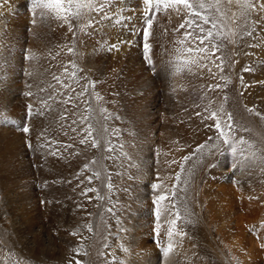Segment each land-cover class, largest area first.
Listing matches in <instances>:
<instances>
[{"label": "rangeland", "instance_id": "rangeland-1", "mask_svg": "<svg viewBox=\"0 0 264 264\" xmlns=\"http://www.w3.org/2000/svg\"><path fill=\"white\" fill-rule=\"evenodd\" d=\"M17 1L6 0L4 5H0V25L7 24L6 33L0 30V108L6 111V108L14 102L23 104L24 101H35L38 103L41 95L40 97L39 95L32 97L23 95L29 90L37 92L38 84H41V87L43 85L47 87L49 83L55 85L59 92L57 96L55 92L52 93L55 100H66L67 92L53 79V73L60 76L65 83L71 84L76 92L81 91L88 80H95L97 84L95 89L89 87L84 97H76L73 94L74 101L80 104L79 108L73 109L70 103L61 105L63 110L68 109L65 113L68 116L75 111L78 116L88 117L84 123L73 126L77 128V132L73 133L65 128L68 131V135L65 136L58 129L61 131L60 133L56 131L59 135L49 134V137H52L50 139L47 137V140L52 143L50 149L53 151L59 149L63 154L62 158L50 154L58 158V161L56 159L54 161L58 162L56 163L58 166L50 162L56 168L60 164V169H57L62 171V178L68 181L66 195L71 200L69 203H62L65 214L58 216V220H56L57 216L52 220L48 219L53 222L51 223L43 217L40 218L41 215H35V211L30 209L29 205L27 206L25 196L13 184L18 177L20 180L25 179V185L36 187L35 195H39L44 183L41 182V171L36 170V165L33 164L34 166L29 167V170L28 168L22 170V174L20 173L22 176L16 173L15 176L7 177L8 175H2L1 160L3 158L0 156V264H77V261L81 264H121V262L123 264H264V247H261L264 245V171H261L264 169V159H257L252 164L242 162L239 170L235 172L229 168L230 156L221 157L218 154L205 156L202 158L203 163H197V160L201 159L200 153H197L186 163L182 160L183 156L192 153L196 146L203 143L208 136L214 139L216 137L215 130L204 127V123L212 122H202L201 118L195 114L198 111L206 114L204 109L209 102L214 110L223 105L225 112L232 114L235 136L247 140L257 157L264 158V66H262L264 11L251 12L236 3V0H233L231 4L227 3V0H221L219 12L216 9H205V14H210L217 19V28L213 29V32L221 33L219 36L214 35L212 41L208 42L209 48L213 43L220 47V51L211 58L215 60V64L211 60H201V63L207 64L206 68L192 65L191 71L184 69L175 72L169 63L173 49L169 48V53L165 57L162 38L168 40V32L173 31L183 22L186 18L183 11L180 15H176L171 10L167 14H157L152 29L153 37L148 41L152 45L148 55L153 61V65H149L145 59L140 34L143 27L139 19L144 10L142 0H121L124 17L131 16V21L116 27L106 21L99 26L101 30L93 36L79 32V24L84 21L73 20L76 32V55L68 53L66 47H60L66 44L71 46L70 42L73 40L67 25L61 27L54 19L46 25L38 19L37 24L29 31V13L23 8L16 9ZM210 2L212 0H205L206 4ZM253 2L259 4L261 0H253ZM221 12L224 13L223 17L220 16ZM133 27L136 29V34L130 35V29ZM165 29L168 32L164 31ZM249 31L252 32L251 36L246 35ZM172 33L177 36V39L174 36L175 42L180 37V33ZM120 40L133 42L121 45L118 51L106 50L107 44ZM230 40L234 43H230ZM251 45L256 46L251 47ZM25 48L38 53L39 62L43 63L44 60L46 77L43 73L39 76V72L36 71V69L39 70L37 60L31 62L23 58ZM52 56H55V59ZM221 60L224 61L223 64ZM71 61H75L79 67L73 68ZM30 63L36 67L34 68ZM216 65H220L223 71ZM64 66H67V73ZM247 67L253 70L245 72L244 69ZM119 70L124 71L122 73L124 79L135 71L143 70L148 78L143 77L145 82L140 87H143V91L150 86L154 87L151 90L148 88L147 92L150 91V97L153 93L152 97L155 98L152 100V97L146 95L147 102L143 100L144 105L140 104L142 107L150 104L148 108L145 106L144 110L147 111L150 108L148 113L152 112V116L170 112L174 114L177 111L175 116L177 115L178 118L176 116L175 121L180 123L183 120L181 122L185 125L183 127L186 129L188 126L189 129H186L185 136L174 135V138L170 139L161 150L155 143L161 138L157 136L160 133L161 122L154 125L156 130L152 128L147 134L137 135L134 132L131 134L127 124H124L127 123L124 112H116L112 109L115 107L116 94L107 96L106 99L110 101L104 99L97 102L91 95L92 92H101L102 95L106 89L115 87L116 83L110 78L114 76V73L118 75ZM72 72H76L75 78L69 76ZM26 73H32V75L29 76ZM106 73L113 74L106 77ZM104 77L115 85L110 83L105 85ZM241 77L243 83H241ZM108 79L105 83L109 82ZM114 79L119 81L118 78L114 77ZM28 83L33 85L31 89L28 88ZM100 84L101 87L104 85L106 88H101ZM215 85L220 87L215 88ZM168 86L170 89L167 88ZM164 87L165 92L168 93L169 90V96L173 99L170 103L165 96L156 94L157 91H163ZM176 87L189 90L184 94L185 96L182 95L183 103L179 102L174 95L173 89L176 90ZM140 89L136 92L140 93L138 92ZM156 89L157 91H152ZM174 97L181 105L175 103ZM156 98L158 103L155 101ZM81 100H86L87 104L80 103ZM20 103H18L19 106H21ZM173 105L177 106L173 108L174 110L171 108ZM139 107L137 114L143 111V108ZM88 108L92 111L89 112ZM100 108H106L107 113H101ZM248 109H254V111L250 112ZM143 112L141 116L147 117L148 113ZM257 112L260 113L259 116L256 115ZM106 116L111 118L106 119ZM224 118L226 119V116ZM22 121L21 125L27 126L28 123H24L25 120ZM183 122H189L187 123L189 125ZM67 123L70 124L71 121ZM88 124H91L94 129L93 136L101 141V147L98 149L92 148L90 143L84 145L79 143V140L86 135L80 130ZM11 126V123H0V144L14 128L18 130V127ZM105 126L108 129L107 132L103 131ZM123 126L127 130L122 128ZM244 129H250V131ZM57 136L62 144L55 141ZM105 141H110L112 152L105 150ZM67 145L72 147H66ZM36 146L30 152L32 156L35 155L34 159H39L36 155H40L39 153L43 151L39 144ZM37 148L39 150L36 152ZM48 153L50 151H47ZM108 156L112 159H106ZM93 160L96 161L95 164H91ZM173 160L184 163V171L181 173L179 183L176 182L175 174L180 172V167L179 164L170 165ZM85 164H90V169H84ZM209 164H218V166L211 168L208 167ZM82 169L83 174H81ZM97 171L100 172L99 178L93 175ZM108 174H111V183L114 185L112 192L105 187ZM157 175L163 180L162 190L164 191H168L173 184H176V196H170L166 203H176L181 216V219L177 221V227L187 233L182 238V245L170 257H162L160 249L154 243L156 224L154 199L157 190L151 185L159 182ZM88 176H92L90 183L86 179ZM48 178L49 181L52 179L51 176ZM39 182L43 183L40 185L41 188ZM86 188L98 189L99 195L104 199H97V193L94 192H89L86 196L81 195ZM62 189L65 191V188ZM222 190L230 194L226 196L227 194L224 195ZM36 198L33 197V200ZM43 203L45 201L40 205H44ZM108 208H111L112 212L107 211ZM164 220L165 217L162 216V238L167 227ZM85 224H91V231L83 227ZM77 229L78 234L72 235L71 233ZM253 245L258 250L252 255ZM123 248L128 251L125 252Z\"/></svg>", "mask_w": 264, "mask_h": 264}, {"label": "snow or ice", "instance_id": "snow-or-ice-1", "mask_svg": "<svg viewBox=\"0 0 264 264\" xmlns=\"http://www.w3.org/2000/svg\"><path fill=\"white\" fill-rule=\"evenodd\" d=\"M6 0H0V5H4ZM221 0H212L210 3H205V0H142V4L144 10L141 12L139 19L142 21L143 27L141 29V37H142V48L145 52V59L149 65H153V61L151 56L148 55L151 51L152 45L148 42L150 38L153 37V25L156 22L157 14L164 13L167 14L169 10L176 13V15H180L181 12L185 14L186 18L182 23L175 29L174 32L180 33V38L174 42L173 46V54L170 56L169 63L175 72H180L184 69L191 71V66L196 65L200 68H206V63H201V60H211L213 64H215V60H212V56L215 55L216 52L220 51V47H218L215 43L212 44L211 48L208 46V42L212 41L213 36H219L220 32H213V29L217 28V19L212 17L210 14H205V9H216L219 12V5ZM227 3H233V0H227ZM236 3L241 4L242 7L251 11H264V0H261L259 4L254 3L253 0H236ZM16 9H25L29 13V27L28 30L31 31L32 26H35L38 22V19L43 24H48L50 20H55L59 22L61 27L67 25V29L69 33H72L73 40L70 42L71 46L63 45L60 47H66L67 52L73 55H76V32L74 31V25L72 23L73 20L76 21H84V23L79 24V32L87 35L93 36L95 33H98L101 29L99 26H102L106 21L111 24V26L116 27L117 25L125 24L126 22L131 21L132 17H124V10L121 7V0H21L19 4L15 5ZM200 9V10H197ZM95 14V15H93ZM220 16L223 17L224 13H220ZM206 25H210V27H205ZM0 30L7 32V24L0 25ZM183 30V32H181ZM164 31H167L165 29ZM136 29L133 27L130 29V35H135ZM246 35L251 36L252 32L249 31ZM133 41L131 40H120L115 43H110L106 45V50L108 52L118 51L120 46L123 44H131ZM230 43H234V41H229ZM256 45H251V47H255ZM51 55V53H49ZM59 55V53H57ZM166 55L168 52L166 51ZM23 58L29 61L39 59L36 54L31 49H24ZM55 59V56H52ZM219 59V57H217ZM73 68H78V64L75 61L70 62ZM224 61L221 60V64ZM262 66H264V62H262ZM65 67V73H67V66ZM217 68H221L220 65H216ZM80 71H84V69H79ZM211 72V69H208ZM253 69L251 67H247L244 69L245 72H250ZM31 76L32 73H26ZM71 78L76 77V72H72L69 74ZM53 79L57 82V84L61 85L67 92V99L57 101V103L61 105L72 104L73 109L79 108L80 104L76 103L73 99V94L76 97H84L88 92V88L91 87L95 89L97 81L88 80V83L82 86L81 91L76 92V89L72 87L71 84L65 83L64 80L61 79L60 76L52 74ZM241 83H243V78L241 77ZM33 87L32 84L28 85V88L31 89ZM37 92H33L31 90L23 93V95L32 97L38 96L41 93H44V96H41L38 100L39 107H34V105H27V117H41L48 118L51 115L53 108L49 105V100H55V96L52 94L55 92L57 95L59 94L56 86L53 84H48L47 87H41L39 84L36 85ZM213 87V86H210ZM215 88H219L220 85H215ZM51 90V91H50ZM97 102L103 101L104 97L96 91H93L91 94ZM80 103L87 104L86 100H81ZM196 107H200V105H196ZM89 112L92 111L91 108L87 109ZM68 110L65 108L63 112H61L58 116V119H54L52 122L57 123L59 125L60 130L63 132V135L67 136L68 131L65 128H68L71 132L76 133L77 128L73 127L74 125L82 124L85 120L88 119L87 116H78L77 112L73 111L71 116L66 115L65 113ZM99 111L101 113H107L106 108H100ZM248 111H254V109H248ZM203 114L201 112H196V116L201 118L202 122L211 121L212 123H204L205 129L215 130L216 137L215 139L212 136H208L206 140L198 144L195 150L189 155L183 156L182 160L186 163L192 159L194 155L200 153L201 159L197 160V163H203V157L205 156H214L219 155L221 157L230 156L231 163L229 164V168L235 172L239 170V167L242 162H248L249 164L255 163L257 159H264L261 157H257L256 153L252 151V145L249 144L247 140L243 137L237 138L233 131V117L231 113H226L223 105L219 106L215 110L211 107V102L209 105L205 107ZM257 116L260 115L259 112L256 113ZM226 116V119L224 118ZM77 117V118H72ZM106 119H110L111 116H106ZM71 121L68 124V121ZM0 123H11V117L6 113L3 108H0ZM245 131H250V129H244ZM24 133H29L30 128L24 126L22 128ZM48 131V128H45L43 132L40 133V136L43 137L44 134ZM83 133H86L83 136L79 143L89 144L92 148L98 149L101 147V141L96 139L93 136L94 129L91 124H88L87 127L82 128L80 130ZM104 132H107L108 129L105 126L103 128ZM212 141V143H209ZM59 143V142H57ZM105 150L107 152H112L113 148L110 144V141H105ZM223 145V147L221 146ZM29 147H32L31 143L28 144ZM41 148H49L50 144L45 143L39 145ZM66 147H72V145H67ZM122 147V146H121ZM50 154L53 156H60L62 158V153L59 149L55 151H51ZM106 159H112L111 156L106 157ZM96 161H91V164H95ZM171 164H179L180 172L175 174L176 182H180L181 173L184 171V163H180L179 161L173 160L170 162ZM169 165V166H170ZM218 164H209L208 167L215 168ZM84 169H90V164H85ZM264 171V169H261ZM81 174H83V169L81 170ZM97 178L100 177V172L93 173ZM89 183L92 181V176L86 177ZM158 183H153L151 187L157 190V194L154 199L155 205V217L156 224L154 228V243L157 244L158 248L162 253V257H170L171 255L176 253V250L179 246L182 245V238L187 235L182 229L177 227V221L181 219L179 209L176 208V203H166L169 201V197L176 196V184H173L171 189L168 191L162 190L163 180L160 179L159 175H157ZM107 183L105 187L109 192L114 190V185L111 183V174H108ZM82 183V181H81ZM89 192L97 193V199L103 200L104 197L99 195V191L96 188H86L81 195H87ZM91 199V198H89ZM107 211L112 212L111 208H108ZM90 215V214H89ZM115 217V213H113ZM165 217L164 223L167 225L165 228L164 237H161V229L163 227L161 223V217ZM174 216L175 218H171ZM83 227L87 228L91 231V224H85ZM78 229L73 231L71 234H78ZM176 238H180L177 240ZM123 247V246H122ZM264 247V245H261ZM125 252L128 249L123 248ZM79 251V250H74ZM86 254V253H85ZM77 264H81L80 261H77ZM123 264V262H121Z\"/></svg>", "mask_w": 264, "mask_h": 264}, {"label": "bare ground", "instance_id": "bare-ground-1", "mask_svg": "<svg viewBox=\"0 0 264 264\" xmlns=\"http://www.w3.org/2000/svg\"><path fill=\"white\" fill-rule=\"evenodd\" d=\"M17 1V0H16ZM19 1H21V0H19ZM17 4H19V2L17 1ZM173 27V26H172ZM168 32V31H167ZM172 32H174V31H170V32H168L169 34H167L168 35V40H166L165 38H162V39H164V43L162 44V48H163V53H166V51L169 53V48L170 49H173V42H174V38L175 39H177V36L175 35V33H172ZM163 34V33H162ZM176 34H179V33H176ZM164 35V34H163ZM162 35V36H163ZM165 36H166V34H165ZM175 36V37H174ZM161 38V37H160ZM180 38V37H179ZM178 38V39H179ZM151 40V39H150ZM149 40V41H150ZM176 41V40H175ZM153 42V41H152ZM155 42V41H154ZM157 43V42H156ZM160 43V42H159ZM153 44V43H152ZM124 46H126L127 47V45H124ZM158 46V45H157ZM172 47V48H171ZM155 49H156V47H155ZM158 50H160V49H158ZM155 51V50H154ZM171 51V50H170ZM159 53V52H158ZM36 54V56L39 58V56L37 55L38 53H35ZM156 54V53H155ZM160 54V53H159ZM161 54H162V52H161ZM160 54V55H161ZM163 56V55H162ZM165 57H167V55L165 56ZM164 57V58H165ZM41 59H42V57H40ZM38 60H40V59H38ZM37 60V62H39ZM34 62H35V60H33ZM32 62V61H31ZM33 62V63H34ZM36 62V63H37ZM42 62V61H41ZM41 62H39V64H38V66H39V70H37L36 69V71L37 72H39V76L41 75V73H43V74H45L44 76L46 77L47 76V72L45 71V68H44V60H43V63H41ZM165 63V62H164ZM30 64H32V63H30ZM35 64V63H34ZM34 64H32L33 66H34V68L37 66L36 64V66L34 65ZM94 64V63H93ZM92 64V65H93ZM97 64V63H96ZM99 64V63H98ZM125 64V63H124ZM166 65H168L167 64V62H166ZM169 66V65H168ZM167 66V67H168ZM95 67V66H94ZM97 67V66H96ZM102 67V66H101ZM125 67H127V66H125ZM142 67V66H141ZM166 67V68H167ZM92 68V67H91ZM90 68V69H91ZM98 68H100V67H98ZM121 68V67H120ZM129 68V67H128ZM127 68V70H129ZM95 69V68H94ZM97 69V68H96ZM116 69V68H115ZM123 69H125V68H123ZM165 69V68H164ZM101 70V69H100ZM126 70V71H127ZM49 71V70H48ZM97 71V70H96ZM32 72V71H31ZM124 72V71H123ZM122 72V70H119V74L118 75H115L116 73H114V76L113 77H111L110 79L112 80V81H114L115 83H116V85L115 84H112L111 83V80H109L108 78H105L104 77V79H103V82H104V84L106 85H109V83L110 84H112L113 86L115 85V87H113V88H109V89H106V91L104 92V93H102V96L104 97V99H105V101L106 100H109V99H106V98H108V97H110V96H115L114 94H116V103L114 104L115 105V107L113 108L112 106H111V104H110V106L112 107V109H115L114 111H116V112H119V111H123L124 112V119L126 120H124L125 122H127V123H124V124H127V126H128V128H129V130L131 131V134H132V132H134V133H137V135L138 134H142V133H146L147 134V132H149L152 128H155V130H156V127H154V125L156 126L157 125V123H159V122H161L160 123V125H161V127H160V133H158V135L157 136H160L161 138L159 139V142H155L157 145H158V147L162 150L163 149V147L166 145V143L170 140V139H173L174 138V135L175 136H180V135H184L185 136V134H186V132H187V130H189L188 129V126H187V130L184 128L185 127V125H183L181 122L183 121H181L180 123H179V121H175V119H176V116H175V114L177 113V111L175 112V111H173V112H175L174 114L173 113H164V114H160V115H158V116H152L151 114H152V112H151V114H149L150 113V111H149V113H148V110L150 109H148L147 111H145L144 110V107L146 106H149V105H145L144 107H142V104H140V103H143V105H144V102L146 103L147 102V98H146V95H148V97H150V95H149V92L150 91H148L147 92V90H148V88H150L149 90H151L152 88L154 89V87H148L147 88V90H145V91H143L144 89H143V87H140L141 85H143L144 83L143 82H145V80H144V78L143 77H145L146 75H145V73H143L144 71L143 70H140V71H135V72H133L132 73V75H130V76H128V77H125V79H124V76H123V73ZM33 73V72H32ZM52 73V72H51ZM139 73H143V74H139ZM163 73H165V71L163 72ZM34 74V73H33ZM54 74V73H53ZM101 74V73H100ZM107 74V73H106ZM113 74V73H112ZM112 74H107V76L106 77H109V75L111 76ZM51 75V74H50ZM49 75V76H50ZM121 75V76H120ZM129 75V74H128ZM43 76V77H44ZM48 76V77H49ZM98 76V75H97ZM118 76H120V77H118ZM150 76V75H149ZM25 77V76H24ZM118 78L119 79V81H117V80H113V78ZM147 77V76H146ZM16 78V77H15ZM26 78V77H25ZM143 78V79H142ZM148 78V77H147ZM43 79H45V78H43ZM107 79L109 80V82H107V83H105L106 81H107ZM15 80V79H14ZM14 80H12V81H14ZM26 80H28V79H26ZM148 80V79H147ZM12 81H10V82H12ZM103 82H100L101 84H103ZM44 83V82H43ZM49 83V82H48ZM149 83H150V81H149ZM29 84V83H28ZM45 84V83H44ZM47 84V83H46ZM50 84V83H49ZM101 84H100V87H101ZM11 85V84H10ZM41 85V84H40ZM48 85V84H47ZM111 85V86H112ZM154 85V84H153ZM166 85V84H165ZM191 85V84H190ZM45 85H43V87H44ZM145 86V88H146V84L144 85ZM12 87V86H11ZM99 86H98V90H99V88H100ZM157 87V86H156ZM101 88H106L104 85H103V87H101ZM141 88V89H140ZM165 88V87H164ZM163 88V89H164ZM167 88H169V86L167 87ZM174 88V87H173ZM179 88V87H178ZM177 87H176V90H174L173 89V92H174V95L176 96V99L180 102L181 101V103H183L182 102V95H184L185 93H188V91L189 90H187V89H182L183 87H180L179 89H178ZM189 88V87H188ZM12 89V88H11ZM140 89V91H138V92H140V93H137L136 92V90H139ZM158 89V88H157ZM157 89L156 90H152V91H157ZM170 89V88H169ZM178 89V90H177ZM160 90V89H159ZM104 91V90H103ZM166 91V88L162 91V90H160L159 92L157 91V96L158 95H163V96H165L166 98H167V102L169 101V103L171 102V100H173V99H171V97L169 96V90H168V93H166L165 92ZM101 93V92H100ZM114 93V94H113ZM135 93H137V94H135ZM171 94V93H170ZM41 96H44L45 94L44 93H41L40 94ZM40 95H39V97H40ZM109 95V96H108ZM154 95H155V93H154ZM189 95V94H188ZM56 96H57V94H56ZM108 96V97H107ZM152 96H153V93H152ZM151 96V97H152ZM162 96V97H163ZM185 96V95H184ZM150 97V98H151ZM58 98V97H57ZM114 97H112V99H113ZM149 98V99H150ZM155 98V97H154ZM154 98L152 97V100H154ZM158 98H160V96L158 97ZM184 98V97H183ZM176 99H175V97H174V100H175V103L177 104L178 102H176ZM57 100V99H56ZM56 100H49V105L53 108V111H52V113H51V115L50 116H48V118L46 119V118H41V117H32V118H28L27 117V105H29V104H32V105H34V107H39V105H38V103H35V101L33 102H28V101H22L23 102V104H21L20 102H12L13 103V105L11 104V106L10 105H8V106H10V107H8V108H6L7 110H6V113L11 117V125L13 126V127H18V130L16 131V129L14 128V130H12L11 132L12 133H10L9 134V136H7V138L6 139H4V140H2L3 142H1V144H0V156L3 158L2 160H1V162L3 163V168H2V170H1V172H3V176L4 175H8L7 177H10V175L11 176H15V174L16 173H21V171L22 170H27L26 168H28V170H29V167H31V166H34V165H36L35 167H36V170H40L41 172H40V175L42 176V180H41V182L43 181V183H44V185H43V187H42V193L40 192L39 193V195H35V191L34 190H36L35 188L36 187H34V186H27V185H25V179H21L20 180V178L18 177V179H17V181H15V183H13L14 185H15V188H18L20 191H21V193L23 194V196H25V198H26V200H27V206L30 208V209H33V211H35V215H41L40 216V218H42L43 217V219H45V220H47V221H50V220H52V218L54 217H56V220H58L59 219V217L61 216V214H65V209H63L64 207H63V205H62V203L63 202H68L69 203V201H71V200H69L68 198H67V195H66V190H67V187H68V181H66V180H64L63 178H62V176H63V174H61L62 173V171L60 172V171H58V169L57 168H59L60 167V164H59V167H54V166H52L54 163V165H56V166H58V164H56V163H58V162H54L55 161V159L58 161V158L57 157H52L51 155H50V153H48L47 154V151H50L49 150V148H42L41 149V151H43L42 153H39L40 155H36V156H39L38 158L39 159H34V156L35 155H33L32 156V153L30 152L31 151V149L33 148V147H35L37 144H45L46 142L47 143H49L50 144V148H51V144L52 143H50L48 140H47V137H48V139H50L52 136H50L49 137V134L50 135H56V134H58L59 135V133L61 132V131H59L60 130V128H59V125L57 124V123H53L52 121L54 120V119H58V116H59V114L61 113V112H63L64 110L62 109V106H61V104H59V103H57V101ZM60 100V99H59ZM144 100V102H142ZM11 101V100H10ZM15 101H17V100H15ZM21 101V100H20ZM110 101V100H109ZM157 103H158V101H157V98H156V100H155ZM149 102V101H148ZM174 102V101H173ZM18 103H20L21 104V106H19L18 105ZM156 103V104H157ZM175 104V105H176ZM178 104H180V103H178ZM107 105V104H106ZM112 105H113V103H112ZM139 105H141L140 107H139ZM168 105V104H167ZM181 105V104H180ZM185 105V104H184ZM17 106H19V107H17ZM174 106V105H173ZM171 106V108H172V110H174L173 108H175V107H177V106ZM138 107L139 108H143V111H145V112H147L148 113V116H147V114H146V116L147 117H143V116H141V114H142V112L143 111H141V109H140V113L139 114H137V112H139V109H138ZM146 107H145V109H146ZM109 107H107V109H108ZM148 108V107H147ZM63 111H62V110ZM111 109V108H110ZM111 109V110H112ZM68 110V109H67ZM110 110V111H111ZM171 110V109H170ZM171 110V111H172ZM113 111V110H112ZM115 112V113H116ZM145 112H143V113H145ZM168 112V111H167ZM113 113V112H112ZM190 113V112H189ZM121 114H123V113H121ZM153 114H154V112H153ZM139 115V116H138ZM155 115V114H154ZM190 116H191V114H189ZM195 115V114H194ZM144 116H145V114H144ZM175 116V117H174ZM189 116V117H190ZM122 117V116H121ZM174 117V118H173ZM192 117H194L193 115H192ZM177 118H178V116H177ZM180 119V118H179ZM22 120H25L24 121V123L26 122V123H28L27 124V127H29L30 128V132L29 133H24L23 131H22V129H21V127H24L23 125L24 124H22L21 125V123L23 122ZM186 120H189V119H186ZM22 121V122H21ZM193 121V120H192ZM195 121V120H194ZM21 122V123H20ZM122 123H123V121H122ZM184 123V122H183ZM186 124L187 123H189V122H185ZM184 123V124H185ZM121 125V124H120ZM187 125H189V124H187ZM11 126V127H12ZM122 126V125H121ZM126 128H127V126L126 125H124ZM122 127V128H124V129H126L125 127ZM184 126V127H183ZM45 128H48V131L44 134V136L43 137H41L40 136V133L41 132H43L44 131V129ZM59 129V130H58ZM127 130V129H126ZM59 131V133H57V132ZM153 131V130H152ZM190 132V131H189ZM130 133V132H129ZM128 134V133H127ZM154 134H156V133H154ZM149 135V134H148ZM153 135V134H152ZM54 137V136H53ZM57 137H58V139H57ZM56 138H55V141L57 140V142L59 141V136H57ZM126 137H127V135H126ZM127 138H129V137H127ZM145 138H148V137H146L145 136ZM145 138H143L144 140H145ZM149 138H150V136H149ZM154 138V137H153ZM185 138V137H184ZM131 139V138H130ZM64 140H66V139H64ZM62 141V140H61ZM133 141H135V140H133ZM140 141H141V139H140ZM29 142L31 143V145H32V147H28V144H29ZM68 142H69V140H68ZM127 142H129V141H127ZM142 142V141H141ZM59 143L60 144H62V142H60L59 141ZM66 143V142H65ZM135 143H137V142H135ZM59 144V145H60ZM127 144H129V143H127ZM134 144V143H133ZM140 144V143H139ZM63 146H64V144H63ZM136 146V145H135ZM37 147V146H36ZM128 147V146H127ZM132 147V146H131ZM142 147V146H141ZM41 148V147H40ZM35 149V148H34ZM37 150H39L38 148L36 149V152H37ZM67 150V149H66ZM33 151V150H32ZM51 151H53V150H51ZM44 153V154H43ZM64 153V152H63ZM51 156V157H50ZM28 157V159H26ZM47 157V158H46ZM59 157V156H58ZM163 157V156H162ZM162 159V158H161ZM166 159V158H165ZM164 159V160H165ZM63 160V159H62ZM163 160V161H164ZM53 163V164H51V162ZM59 161H60V159H59ZM67 162V161H66ZM69 163V162H68ZM67 163V164H68ZM72 163V162H71ZM34 164V165H33ZM51 164V165H50ZM62 164V163H61ZM70 164V163H69ZM62 165H64V164H62ZM66 165V164H65ZM67 166V165H66ZM70 166V165H69ZM33 168V167H32ZM69 168V167H68ZM60 169V168H59ZM62 169V168H61ZM64 169V168H63ZM48 172H50V173H48ZM60 173V175H58ZM22 174V173H21ZM20 174V175H21ZM50 174V175H49ZM5 176V177H6ZM22 176V175H21ZM20 176V177H21ZM49 176H51L52 177V179L49 181L48 179V177ZM15 180V179H14ZM49 182H48V181ZM41 182H39L40 184H39V187L41 188V184H43V183H41ZM33 185V184H32ZM27 186V187H26ZM38 187V186H37ZM62 188H65V191L62 189ZM69 188H70V186H69ZM223 189V188H222ZM37 192H38V190H37ZM222 192H223V190H222ZM224 195L225 194H227L226 196H228V194H230V193H228V191H225L224 190ZM223 195V196H224ZM38 196V198H36ZM230 196V195H229ZM33 197L34 198H36V199H34L33 200ZM49 198V199H48ZM223 198V197H222ZM45 201V203H43L44 205H40L41 204V202H43V201ZM232 203H234V202H232ZM238 204V203H237ZM236 205V204H235ZM233 206V205H232ZM239 207V206H238ZM233 211V210H232ZM59 216V217H58ZM63 217V216H62ZM61 217V218H62ZM230 217V216H229ZM53 218V219H54ZM58 218V219H57ZM48 219H50V220H48ZM55 221V220H54ZM51 223H53L52 221H50ZM49 222V223H50ZM252 241V240H251ZM253 242V241H252ZM252 246V245H251ZM256 250H258V248L256 247V246H254L253 245V247H252V251H251V254L253 255V254H255V252H256ZM255 257V256H254ZM253 257V258H254Z\"/></svg>", "mask_w": 264, "mask_h": 264}]
</instances>
